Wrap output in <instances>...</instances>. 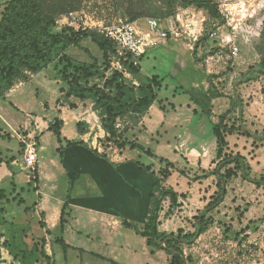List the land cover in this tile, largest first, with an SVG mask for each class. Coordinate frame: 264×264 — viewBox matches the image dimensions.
<instances>
[{
	"label": "rangeland",
	"instance_id": "1",
	"mask_svg": "<svg viewBox=\"0 0 264 264\" xmlns=\"http://www.w3.org/2000/svg\"><path fill=\"white\" fill-rule=\"evenodd\" d=\"M7 1L0 0V9ZM166 1L150 0L146 6L152 10H165ZM125 9V3H114L113 0H83L77 10L70 12L82 13L85 21L89 24L105 26L127 21ZM184 9L186 8L177 6L173 15L163 19L148 18L145 19V23L154 19L158 20L163 27H172L175 15ZM62 16H59L57 21ZM58 27L61 26L58 25ZM210 31L209 25L204 27L203 37L192 46V49L188 48L190 52L187 50L185 42H180L182 45L176 46L180 47L176 52L165 46H158L141 59V66L146 71H151L153 67L156 68L157 75L164 79V86L158 96L159 98H169L170 101L173 94L172 89L179 88V83L169 77L173 66H175L173 64L174 55L182 53L190 59L189 53H192L196 71L200 78L204 77L202 82H196L199 84L197 90L200 93L193 92L195 89L183 87L184 93L181 91L177 93V102L179 100L192 102L190 98L194 93L205 105L206 95L209 97V90L215 94L223 92L231 96L234 93L242 103V113L236 111L234 115L227 116L226 120L228 119L229 124L235 120V124L242 125L243 129L250 133V137L239 133L229 136L231 146L228 147V155H237L244 159L251 181H264V77L256 74L264 56V9L252 18L246 19L242 33L234 42L238 48L237 55L231 54V45L225 46L221 41V34L224 36L228 34L226 29L219 28L217 30L218 37H212ZM81 46V49L70 48L67 50V55L80 62L90 63L92 58L100 61L101 53L89 39H85ZM43 72L44 74L27 87L28 94L31 91L34 98L38 96L32 107L35 110H37V102L45 103L52 100L53 94L58 95L59 86L54 82V69L49 67ZM210 76L211 78H209ZM214 76L220 78L213 79ZM96 81L98 79L93 80V82ZM39 83H48L49 92L45 85L40 86ZM215 100L213 107L207 108L209 115L207 113V115L203 113L201 115L204 119L203 124L208 130H210V125L207 117L211 123H217L218 117L229 109V101L226 98L220 97ZM192 104L199 113V104L194 102ZM68 110L72 112L70 109ZM47 111L52 119L51 122H54L55 112ZM34 128V124L30 125V129ZM66 129L64 127L65 131H67ZM16 130L20 138L14 136L13 132L5 128L0 121V161H3V164L8 166L12 173V177L0 185V190H3L8 198H16L15 200L11 199L9 204L2 205L7 210V219L11 221L15 218V221L21 225V221L26 219H31L35 223L38 220L43 221L42 214L39 211L36 212L35 208L31 212L29 210L25 212V210L32 208V205L39 200L33 186L38 183L41 188L46 182L47 175L53 174L49 160L56 154L60 157L56 152V148L60 145L51 132L43 135L40 145L39 140L33 136L28 137L29 132H24L21 126ZM11 135L12 138H10ZM134 135L135 139L126 133L125 138L129 141H137L139 145L149 149L154 154L153 157L139 150H130L128 147L120 151L112 144H107L105 138L101 139L92 150L96 149L99 154H105L109 159L116 157L125 159L126 162H124L120 173L129 181L130 191L136 193L137 198L133 194H128V197L125 190L124 196L118 198V206L127 207L126 210L133 216L129 222L140 224L147 216L152 186L160 177L159 170L164 167L160 159H166L173 163L175 168L190 173L187 167L189 165L187 158L179 153H184L186 148L204 146L205 153L210 152L214 155L215 138L209 131L199 135V137L202 136L201 138L195 135L189 141L191 145L182 150L178 149L176 152L174 147H179L182 142L172 139L173 135L177 134L172 133L167 136V139L160 140L155 135H152L151 138L145 136L143 130L140 129V132L137 131ZM137 135L141 136L136 137ZM232 137L234 138L232 139ZM29 140L36 144L40 160L43 162L37 169V183L31 181L33 172L26 169L24 163L25 143ZM99 159L102 162L107 161ZM135 163L150 166L155 174L140 170ZM108 165L111 167V164ZM129 167L133 169L131 172ZM228 167H233V165L217 167L216 162H213L209 171L216 168L217 171L221 170V173H224ZM199 173L202 174V172ZM176 175L175 178L172 176L169 179L167 185L172 186L179 193L185 194V198L180 200L181 206L173 209L169 214V203H164L160 218V231L167 235L176 234L179 230L184 233H194L197 219L200 216L204 217V221L208 225L206 230L191 244L180 246L186 264H264V185L257 186L251 181L244 180L243 174L237 169L236 176L229 179L225 185V197L216 206L208 209L209 203L214 201L218 193L216 177L211 176L195 187L197 182H193L192 178L190 180L192 183H182L179 182V175ZM55 181L60 187L56 191V195L66 197L72 190H70L68 178L63 179L62 176H59ZM20 198L23 199V203H19ZM68 221L74 230L70 231L68 228L63 235L59 233V236H62L69 246L68 249L64 250L61 245L55 243L54 236L56 234L53 233L47 238L46 250L52 256L53 264H110L96 256L114 261L116 264H167L169 260L166 251L156 250L150 253V250L145 246V239L137 236L132 230L124 228L123 220L119 224L121 227L111 223L112 225L110 224L108 228H103L99 225L102 222L93 223L87 212L75 209L72 211V218L69 217ZM143 225L144 223L140 224L141 227ZM3 255L6 258L3 264H10L11 259L6 256L5 251Z\"/></svg>",
	"mask_w": 264,
	"mask_h": 264
},
{
	"label": "trees",
	"instance_id": "2",
	"mask_svg": "<svg viewBox=\"0 0 264 264\" xmlns=\"http://www.w3.org/2000/svg\"><path fill=\"white\" fill-rule=\"evenodd\" d=\"M83 0H8L0 9V100L14 84L26 78L27 75H36L49 67L55 71V80L61 84L60 93L62 104H65L72 112L87 109L90 105L93 111L99 115L101 127L105 132V141L122 151L124 148L139 150L142 153L153 157L154 154L139 145L135 141L125 138L126 127L121 130L116 129V124H124L126 120L136 121L143 116L153 104H158L161 110H165V98H159L158 93L164 86V79L158 75L147 78L141 74L139 67L125 62L123 63L131 79H127L122 72L111 70V57L114 55L112 42L104 38L99 33L89 29H74L67 26L58 27L57 18L70 11L77 10ZM114 3H125V14L128 22L137 23L148 18L163 19L174 14L177 6L188 8L195 6L204 10L208 14L210 33L214 30L213 25L219 29L220 17L216 9L207 0H167L165 10H152L147 7L150 0H113ZM222 28V27H221ZM85 39H89L100 51L101 59L92 58L90 63L80 62L67 55L70 48L81 49V44ZM204 39V38H203ZM111 70V71H110ZM254 70V69H252ZM109 72V75H106ZM256 74L264 77V56L257 68ZM211 78V76L209 77ZM218 79L220 77H212ZM94 79L98 81L93 82ZM134 80L138 85L134 84ZM211 80V79H210ZM181 93H184L181 91ZM211 100L226 98L229 101V109L218 117L217 123L211 124V132L215 137L216 166L233 165L225 169L224 173L216 168L212 171L204 172L203 175L194 176L193 182L202 181L215 176L218 193L208 209L213 208L225 197V187L227 181L236 176L239 169L243 174V179L251 181L248 176L247 165L242 157L228 155V136L239 133L249 136L250 133L243 129L242 125H236L235 120L229 124L226 117L234 115L236 111L242 113V103L233 93V96L220 93H208ZM198 104L194 98H190ZM203 112V109H202ZM239 114V115H240ZM239 120V119H238ZM242 123V120H240ZM121 126V125H120ZM62 122L54 119L50 122L48 131L51 132L60 145L57 153L62 157L65 148L86 145L83 142L68 141L61 136ZM77 132L85 134L83 125L77 123ZM64 144V145H63ZM99 158L109 161L105 154H99L96 149L91 150ZM164 165L158 172L159 178L152 186L149 195V209L143 227L139 224L122 221V226L132 230L137 236L145 239V246L153 253L156 250L166 251L169 255L167 264H186L182 244H191L207 228L204 217H198L196 231L194 233H184L179 230L176 234L169 235L160 231L161 214L164 203H169L168 214L181 206L180 200L185 198V194L176 192L172 187L166 185V181L176 172L173 163L166 159H160ZM3 161H0L2 164ZM113 167H116L113 164ZM135 165L140 170L152 173L150 166H143L139 163ZM8 167V166H7ZM181 176H186L185 171H177ZM190 174V173H189ZM32 182L37 183L36 170L33 172ZM257 186L264 185V181H251ZM37 186L34 191L37 192ZM19 196V195H17ZM15 200L16 198H11ZM10 198L0 190V245L8 252L11 259L10 264H53L52 256L47 253V236L52 233L45 230V223L41 220L32 221L26 219L21 221V225L13 218L9 221L6 217L7 210L4 203L9 204ZM69 195L66 196L59 219L58 234L54 236L56 244L62 246L64 250L69 246L63 240L62 235L65 225L70 217ZM23 199L20 198V202ZM32 208H27L31 212ZM96 258L116 264L114 261L103 257Z\"/></svg>",
	"mask_w": 264,
	"mask_h": 264
},
{
	"label": "crops",
	"instance_id": "3",
	"mask_svg": "<svg viewBox=\"0 0 264 264\" xmlns=\"http://www.w3.org/2000/svg\"><path fill=\"white\" fill-rule=\"evenodd\" d=\"M136 25L142 30L147 29L144 20L137 22ZM178 45L181 46L182 44L180 42L167 41L161 42L158 46H165L167 47V49L169 48L176 52L180 49V47H176ZM158 46L147 49L143 57ZM187 50L190 52L188 48ZM189 57L190 59H188V56L186 57L182 53H175L174 55L173 64L175 66H173L172 72H170L169 77L179 83V88L174 87L172 89L173 94L171 95L170 101L169 98H165L167 99V101L164 102L165 110H161L158 104H153L149 108V110L143 116L139 117L136 121L126 120L124 124H120L122 129L126 127V133L129 134L132 138L135 137L134 134L137 131L140 132V129L143 130L145 136L151 138L152 135H155L157 136V139L160 140L167 139V136L172 133L177 134L176 136L173 135L172 139L174 138L177 141H182L180 142L179 147H174V151L178 152V149L182 150L188 145H191V142L189 141H191L195 135L199 137V135L204 134V132H211L212 123L210 122L209 117H207L209 121L207 122L210 125V130H208V128L204 126V119L201 115L202 113H207L209 115L207 108L211 109L213 107L216 101L215 99L211 100L206 95L207 98L204 103L205 105H203L197 95H194V93H192L191 97L194 98L199 104V113H197L198 109L196 110L194 104H192L193 101L188 102L187 100H179L177 102L176 100L178 91H183V87H185V89H195L193 90V92L195 91L196 93H200L197 90L199 84H197L196 82H202L204 77H199L198 71H196V67L194 65L192 53H189ZM141 59L139 62L141 74L147 78L157 75V70L155 67H153L151 71L144 70L141 66ZM42 74H44V72L36 75H27L26 78L17 81L14 86L5 93L4 99L0 100V121L2 122L4 127L13 132L14 136H16L17 138L20 137L17 134L16 129L21 126L24 132H29L28 137L33 136L34 138L38 139L41 145L40 140L42 139L43 135L49 133L48 128L52 120L47 113V110H49L53 113L55 112L53 119L56 118L62 122V138L68 141L83 142L86 146L65 148L63 150L62 157H58L56 154L49 160V165H51L52 167L51 170L53 174L47 175L46 182L43 183L41 188L39 187L38 183L36 184L38 190L37 192H35V194L37 195L39 200L35 203V211H39L42 214L43 222L46 226L45 230H49L52 234H58L57 230L59 226L61 208L66 197L56 195V191L59 190L60 187L55 180L59 176H62L63 179L68 178L70 182V190L72 189L68 194L70 218H72V211L77 209L83 212H87L90 215L91 222L97 224H99V222H102L99 225L103 228H108L111 223L115 224L117 227H121L119 224L122 220H126L129 222V220L133 218V216L126 210L127 207L121 208L120 206H118V198L120 196H124L123 192L125 190L127 191L128 197L129 195L133 194L137 198L136 193L130 191L131 188L129 185V181H127L124 175L120 173L122 172V166L124 165V162H126L125 159L116 157L110 158L108 162H102L99 157H96L92 153L91 150L95 148L99 141L101 139H104L106 136L101 127L99 115L96 111H93L91 105L85 110L70 112L68 110V107L65 104H62V94L60 93L61 84L58 81H54L55 84L59 86L58 95L55 96L56 94H53L52 100L48 102H37V110L32 108L35 104V99H37L38 96H35L36 98H34V94L31 91H29L30 94H28L27 87L35 79H38ZM106 75H109V72H107ZM39 84L40 86L45 85L46 90L49 92L50 88L48 86V83ZM134 84L138 85V82L134 80ZM77 123H81L83 125L82 129H85V134L80 135L77 132ZM193 123L194 125L191 126ZM32 124L35 125V128L33 130L30 129V125ZM64 127L67 128V131L64 130ZM138 136L141 135H137L136 137ZM12 137L13 136L11 135L10 138ZM228 138L229 136L227 137V141L229 142L230 147L231 142ZM233 138L234 137H232V139ZM136 143L138 142L136 141ZM204 151V146H201V148H186L184 153L179 151V155L187 158V161L189 163V165L187 166L188 171H190V173L192 172V174H189L188 172L186 173L185 171L186 176H181L177 171L183 170L176 168V172H173L172 176L176 173L180 177L179 182L189 184L192 183V181L190 180L195 175L200 176L204 174L203 172L209 171L210 165H212L213 162H216L215 154L213 155L210 152L205 153ZM37 152L38 161L36 166V173L38 166L43 163L40 160L39 150H37ZM112 163L115 164L116 167H113ZM108 164H111L112 168L109 167ZM128 169L130 170V172L131 170H133L130 167ZM199 172H202V174H200ZM176 174L173 176V178L177 176ZM10 177H12V173L9 171V168L3 163L0 164V185L7 179L9 180ZM169 179L166 181V185L169 183ZM203 181L204 180L197 181V183L195 182V187ZM145 220L146 219L144 218L140 224H143ZM68 228H70V231L74 230L73 226H70L69 221L65 225L62 235L66 230H68ZM48 237L49 236H47V238ZM6 254V256H9L7 252ZM3 258L6 259L4 255Z\"/></svg>",
	"mask_w": 264,
	"mask_h": 264
},
{
	"label": "built area",
	"instance_id": "4",
	"mask_svg": "<svg viewBox=\"0 0 264 264\" xmlns=\"http://www.w3.org/2000/svg\"><path fill=\"white\" fill-rule=\"evenodd\" d=\"M220 17L221 27L228 31L227 36L221 34L220 38L225 46H230L231 54L237 55L238 48L234 45L236 38L242 33L247 18L264 9V0H207ZM208 21V14L195 6L179 11L174 17L172 27H163L158 20H148L147 29H140L136 23L120 21L112 25H94L85 21L82 13L70 12L63 15L57 24L74 29L93 30L112 42L114 55L111 57V70L122 72L127 79H131L123 66L127 62L134 67H139L140 59L146 50L158 46L161 42H185L187 48L198 43L203 37L204 27ZM214 24L212 37H218L217 28ZM219 27V28H221ZM110 70V71H111ZM120 124L116 129L120 130ZM38 161L36 144L29 140L25 143L24 163L26 169L34 172ZM7 252L0 245V264H3V252ZM8 253V252H7Z\"/></svg>",
	"mask_w": 264,
	"mask_h": 264
},
{
	"label": "water",
	"instance_id": "5",
	"mask_svg": "<svg viewBox=\"0 0 264 264\" xmlns=\"http://www.w3.org/2000/svg\"><path fill=\"white\" fill-rule=\"evenodd\" d=\"M224 190H225V187L223 186V192H222V195H223V193H224Z\"/></svg>",
	"mask_w": 264,
	"mask_h": 264
}]
</instances>
